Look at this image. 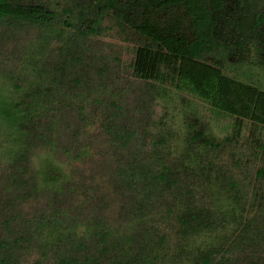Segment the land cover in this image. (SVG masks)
I'll list each match as a JSON object with an SVG mask.
<instances>
[{
  "label": "trees",
  "instance_id": "16d2710c",
  "mask_svg": "<svg viewBox=\"0 0 264 264\" xmlns=\"http://www.w3.org/2000/svg\"><path fill=\"white\" fill-rule=\"evenodd\" d=\"M0 264H264V0H0Z\"/></svg>",
  "mask_w": 264,
  "mask_h": 264
},
{
  "label": "rangeland",
  "instance_id": "374dc122",
  "mask_svg": "<svg viewBox=\"0 0 264 264\" xmlns=\"http://www.w3.org/2000/svg\"><path fill=\"white\" fill-rule=\"evenodd\" d=\"M103 41H109V39L108 38H104V39H102ZM6 66H4V68H5ZM2 69H3V67H2ZM205 114H209L208 112H206ZM90 130H94L93 128L92 129H90ZM80 164V162L79 161H74V164ZM82 165V164H81ZM84 167H86V163H84Z\"/></svg>",
  "mask_w": 264,
  "mask_h": 264
}]
</instances>
